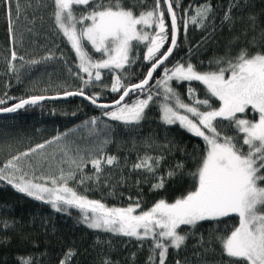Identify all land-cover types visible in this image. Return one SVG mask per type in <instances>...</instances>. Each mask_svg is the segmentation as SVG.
I'll return each instance as SVG.
<instances>
[{
    "label": "snow or ice",
    "instance_id": "6c2138e0",
    "mask_svg": "<svg viewBox=\"0 0 264 264\" xmlns=\"http://www.w3.org/2000/svg\"><path fill=\"white\" fill-rule=\"evenodd\" d=\"M143 3L144 0H133L129 5H125L124 0H52L54 23L78 59L77 71L73 73L71 67L68 71L81 81L77 90L65 91L63 95L84 97L105 109L104 116L110 121L120 122L129 132L139 130L146 119V110L155 101L163 125L178 124L200 138L204 149L201 152L196 146L192 153H186L193 169L188 170L183 161H177L162 173L161 164L166 159L163 152L171 153L176 145L167 138L165 143L157 144L155 137L150 136L145 146L163 151L157 155L150 152L138 155L132 170H139L146 179L154 181L150 185L151 191L164 190L169 181L185 176L192 180L190 188L172 202L162 197L149 209L141 210L139 197L134 200L129 197L133 203L128 206H108L102 200L90 199L84 192L70 186V182L77 186L89 181L99 184L105 166L120 165L118 157L104 151L111 142L113 126L105 123L103 129L96 128L97 117L85 123L96 136L95 151L98 155L89 153L85 158L79 149L65 146L58 174L37 176L30 161L26 170L24 158L46 147V144H38L29 151L12 156L0 166V181L19 193L49 204L56 212L69 213V209H76L80 213L79 222L89 229L137 241L150 240L146 264H165L169 249L179 253L186 248L189 237L197 234V225L206 221L214 222L207 243L215 240L220 246L221 256L226 257L219 264H264V51L250 54L247 47H242L235 56L226 52L210 60L207 70L198 68L190 58L165 63L178 48L181 26L185 35L189 25L211 32L225 25L231 28L237 19H242L234 17L233 11L246 7L245 0H227L220 9L223 15L219 25L211 0L189 4L182 16L177 12L180 0H163L166 9L161 7V0H154V6L149 8H141ZM0 7L4 8L12 32L13 11L16 20L22 14L20 0H0ZM165 12L171 27L170 41ZM248 19L254 22L255 17L249 16ZM166 43L168 47L164 49ZM86 45L99 53V58L94 59ZM140 45L145 49L144 59L150 67L137 83H127L129 73L126 70L140 59ZM16 59L17 54L12 51L11 61ZM50 59L52 54L43 57L42 61ZM9 66L16 72L14 63L10 62ZM158 69L162 76L154 80L153 74ZM102 70H107L113 82L94 83L102 81ZM173 81L177 84L187 82L189 102H185L173 87ZM194 81L204 86L203 98L197 95L198 89L192 85ZM93 86L108 88L119 96L111 104H98L99 93L85 92V88ZM130 93L136 98L126 102L125 98ZM5 97L7 99L0 98V105L7 104L10 99L17 100L11 106L0 108V112L7 113L58 98L42 95L15 98L8 97L7 93ZM213 98L219 101L218 105H213ZM218 121L221 124L227 121L225 128L233 129L234 134L221 130ZM64 136L67 133L57 135L47 144L60 141ZM89 164L93 170L91 175L84 172ZM87 190L85 188L84 191ZM233 216L238 217V223L230 225L226 218ZM9 226L8 221H0V228ZM205 245V239L200 235L193 247L206 250ZM74 256V250H67L59 264H71ZM193 257L196 258L195 264H208L199 250L193 252ZM17 264H39V260L25 255L17 258ZM104 264H112V261L105 257ZM175 264L194 262L184 257L177 258Z\"/></svg>",
    "mask_w": 264,
    "mask_h": 264
},
{
    "label": "trees",
    "instance_id": "16d2710c",
    "mask_svg": "<svg viewBox=\"0 0 264 264\" xmlns=\"http://www.w3.org/2000/svg\"><path fill=\"white\" fill-rule=\"evenodd\" d=\"M132 2L133 0H124L125 5ZM203 2L204 0H180L178 16L184 15L189 4L197 5ZM211 3L217 11L215 20L219 25L220 17L223 15L220 9L227 4V0H211ZM245 3L246 7L233 11L234 17L242 19H237L231 28L225 25L211 32L189 25L185 35L181 26L178 48L167 63L174 62L176 59L190 58L198 68L207 70L210 60L223 56L226 52L235 56L242 47H247L250 54L264 51V0H245ZM20 5L22 14L19 20L15 19L13 11L12 32L9 30L4 8L0 7V98L7 99L5 93L8 97L15 98L41 95L54 97L62 96L65 91L77 90L81 86V81L77 76L69 73L68 68L71 67L75 73L78 59L70 43L62 36L54 23L52 0H20ZM152 6H154V0H144V3L140 5L141 8ZM161 7L166 9L163 0H161ZM173 7L176 8L175 3ZM249 16L255 17L254 22L248 19ZM165 20L169 23L170 41L171 27L167 12H165ZM86 46L94 59L99 58V53H95L90 45ZM167 47L166 43L164 49ZM12 51L17 54L14 62L11 61ZM49 54H52V59L42 61V58ZM139 55L140 59L131 69L126 70L129 73L127 83H137L150 67L144 59L143 45L139 47ZM19 57L24 59L21 60ZM32 60L42 62L29 63ZM10 62L15 64L16 72L11 70ZM102 73V81L94 83L113 82L107 70H102ZM161 76L162 73L159 70L154 80ZM172 84L185 102H189L186 95L187 82L177 84L173 81ZM192 85L198 89L197 95L203 98L204 86L195 81ZM85 92L99 93L98 104H111L119 96V93H112L108 88L96 86L85 88ZM135 98L130 94L126 102ZM16 102V99H10L7 104L0 105V108L11 106ZM212 103L216 106L219 101L213 98ZM104 111L105 109L75 97L63 101H46L17 113L0 116V166L12 156L29 151L38 144H45L57 135L71 133L70 136L68 135L71 138L73 133L71 131H85L84 129L89 127L85 122L90 121L92 117H97L98 129H103L105 123L113 126L111 142L105 148V153L118 157L120 165L105 166L99 184L89 181L85 185L77 186L75 182H70V186L79 192H84L90 199L102 200L108 206H128L139 197L141 210L149 209L162 197L172 202L190 188L192 180L185 176L183 179L177 177L169 181L164 190L151 191L150 185L154 181L146 179L139 170L133 171L131 166L137 156L145 152L153 155L161 154L162 149L145 146L146 139L154 136L157 144L165 143L167 138L176 145L171 153L163 152L166 159L161 164L160 172H165L177 161H183L185 168L191 170L194 166L186 153H192L196 146L199 151H203L204 142L200 138L194 137L178 124L163 125L160 122V113L155 107V101L146 110V119L135 132L127 131L120 122L110 121L103 115ZM227 123V121L223 124L217 122L221 130H226L229 135L234 134L233 129L225 128ZM50 152L47 149L39 150L32 153L30 157L24 158L26 170L27 163L30 161L36 168L37 176L56 175L52 167L49 168L51 165H48L53 158ZM88 154L85 156L87 157ZM57 156L61 158L60 154ZM63 166L67 167V165ZM84 172L92 174L90 164L84 168ZM85 188L88 189L86 192ZM129 197H133V200H129ZM69 213L56 212L49 204L19 193L11 185L0 181V221H8L10 225L7 229L0 228V264H17V258L25 255L37 258L39 264H59L61 257L69 249L75 251L71 264H104L105 257H108L112 264H146L151 246L150 240L137 241L135 238L115 236L89 229L79 222L78 211L69 209ZM226 219L230 225L238 223V217ZM213 223L206 221L197 225L195 230L197 234L189 237L186 248H182L179 253L169 249L165 264H175L177 258L184 257L193 260L195 264L196 258L193 257L195 250L201 251L208 264H219L222 259H226L221 256L220 246L215 240L211 244L207 243ZM200 235H203L205 239L206 250L193 247ZM98 239L99 243H97ZM133 254H135L134 259Z\"/></svg>",
    "mask_w": 264,
    "mask_h": 264
},
{
    "label": "rangeland",
    "instance_id": "374dc122",
    "mask_svg": "<svg viewBox=\"0 0 264 264\" xmlns=\"http://www.w3.org/2000/svg\"><path fill=\"white\" fill-rule=\"evenodd\" d=\"M98 127L99 125L97 124L96 128ZM84 130L85 131L83 132H78L76 130L71 131L73 132L71 138H69L71 133H67V137L64 136L60 141H57L52 144L45 143L46 147L44 149L51 151L50 154H53V158L51 159L50 164H48V165H51L49 166V168L51 169L52 167V170L55 171L56 175L59 172V166L62 165V149H64L65 146H68L69 148H72L74 150L79 149L80 154L84 156L87 153L98 155V153L95 151L96 143H97L96 136L92 134L90 126L85 128ZM4 133H6L5 130H4ZM108 145L109 144H107L105 148H107ZM105 148H104V151H105ZM44 149H41L40 151H43ZM58 154L61 155V158L57 156ZM85 158L87 157L85 156ZM74 210L77 211L76 209Z\"/></svg>",
    "mask_w": 264,
    "mask_h": 264
},
{
    "label": "water",
    "instance_id": "95a60500",
    "mask_svg": "<svg viewBox=\"0 0 264 264\" xmlns=\"http://www.w3.org/2000/svg\"><path fill=\"white\" fill-rule=\"evenodd\" d=\"M165 7H166V5H165ZM175 51V50H174ZM174 53V52H173ZM171 59V57H169V60ZM168 61H166L165 63H167ZM163 67V66H162ZM160 69H158L157 70V72L156 73H154L153 74V79L156 77V74L158 73V71H159ZM150 84H151V82H150ZM131 94V93H130ZM54 97H58V98H56V99H46V100H44V101H42L41 103H43V102H55V101H63V100H67V99H70V98H75V97H78V98H82V99H84V97H82V96H64V95H62V96H54ZM85 101H87L88 103H91L89 100H86V99H84ZM125 100H127V98H125ZM40 103V104H41ZM92 104V103H91ZM95 106V105H94ZM28 107H31V106H27L26 108H28ZM95 107H97V106H95ZM98 108H100V107H98ZM22 110H24V109H21V110H18L17 112H20V111H22ZM17 112H14V113H17ZM9 114H13V113H7V112H0V116H2V115H9Z\"/></svg>",
    "mask_w": 264,
    "mask_h": 264
}]
</instances>
